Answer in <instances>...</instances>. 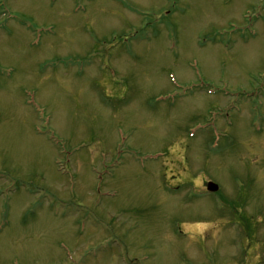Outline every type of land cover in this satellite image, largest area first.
I'll return each mask as SVG.
<instances>
[{
  "label": "rangeland",
  "instance_id": "obj_1",
  "mask_svg": "<svg viewBox=\"0 0 264 264\" xmlns=\"http://www.w3.org/2000/svg\"><path fill=\"white\" fill-rule=\"evenodd\" d=\"M0 264H264V0H0Z\"/></svg>",
  "mask_w": 264,
  "mask_h": 264
},
{
  "label": "water",
  "instance_id": "obj_2",
  "mask_svg": "<svg viewBox=\"0 0 264 264\" xmlns=\"http://www.w3.org/2000/svg\"><path fill=\"white\" fill-rule=\"evenodd\" d=\"M212 189L216 190V187H213Z\"/></svg>",
  "mask_w": 264,
  "mask_h": 264
}]
</instances>
